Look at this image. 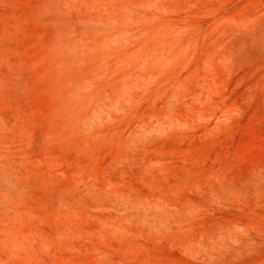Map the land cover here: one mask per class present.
Instances as JSON below:
<instances>
[{"label":"rangeland","instance_id":"obj_1","mask_svg":"<svg viewBox=\"0 0 264 264\" xmlns=\"http://www.w3.org/2000/svg\"><path fill=\"white\" fill-rule=\"evenodd\" d=\"M0 264H264V0H0Z\"/></svg>","mask_w":264,"mask_h":264}]
</instances>
